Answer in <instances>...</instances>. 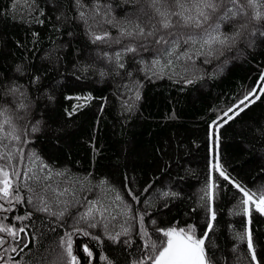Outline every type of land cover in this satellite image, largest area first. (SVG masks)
<instances>
[{"label":"trees","instance_id":"16d2710c","mask_svg":"<svg viewBox=\"0 0 264 264\" xmlns=\"http://www.w3.org/2000/svg\"><path fill=\"white\" fill-rule=\"evenodd\" d=\"M81 3L83 7L76 0H0V110H9L20 135L19 143L10 136L0 143V155H13L21 173L32 167L41 176L51 175L46 181L51 187L40 192L47 212L37 211L40 202L23 180V202L8 212L0 210V221L10 227L27 225L32 239L22 252L0 249L14 257L11 264H56L68 233L80 264H106L103 257L110 264H135L143 254L140 215L153 239H163L158 228L189 225L200 236L209 220L202 189L216 147L210 125L254 88L260 99L219 128L218 153L237 182L250 190L264 189V94L259 93L264 21H253L255 34H246L222 53L198 54L199 45L181 44L179 51H188L191 59L168 67L164 59L154 63L163 46L151 38L121 36L122 28L131 27L128 22L144 23L141 9L150 11L145 0ZM239 22L229 21L222 30L230 33ZM105 33L108 39L94 42L93 34ZM251 36L255 39L249 43ZM128 45L137 51L125 52ZM95 50L102 58L93 56ZM89 96L91 100L84 99ZM4 135L0 131V139ZM219 182L225 190L216 199L217 219L206 246L215 264H252L246 243L234 235L246 224L244 216L233 214L236 190ZM90 208L94 221L86 215ZM61 211L64 215H57ZM26 213L30 219H16ZM91 222L97 227H89ZM124 228H130L129 235H123ZM253 228L258 258L264 257V217L255 212ZM117 233L114 242L109 237ZM84 246L93 252L91 258Z\"/></svg>","mask_w":264,"mask_h":264},{"label":"snow or ice","instance_id":"6c2138e0","mask_svg":"<svg viewBox=\"0 0 264 264\" xmlns=\"http://www.w3.org/2000/svg\"><path fill=\"white\" fill-rule=\"evenodd\" d=\"M76 2L80 7H83L81 0H76ZM145 4L150 11L141 9L143 16L146 18L144 23L128 22L131 27L122 28L121 36L143 38L144 40L151 38L155 45L163 46L156 50L157 58L154 63L159 65L161 59H164L168 67H172L176 60L191 59L188 51L182 53L179 51L181 44L199 45L198 54H205V52L207 55H213L217 52L222 53L224 49L231 48L234 43L244 38L246 34H255L256 29L251 27L253 21L257 23L264 21V0H145ZM249 8L253 9L251 14L248 12ZM80 16L87 22L83 11H81ZM238 19L240 22L232 25L233 31L229 33L222 30V26L225 23ZM261 34L264 35V31ZM106 39H108L107 33L103 36L93 34L94 42ZM136 51L137 48L132 45H128L125 48L127 53ZM172 57H175V60L171 59ZM119 58L120 53H117L116 59L119 60ZM119 67H123V64H119ZM259 81L264 85V74L260 75ZM192 82L191 80L187 81V83ZM259 93L264 94V86H259ZM252 97H255V99H252ZM84 99L91 100V97H85ZM137 99H139V94H137ZM258 99H260V95L257 94L256 89L250 90L237 104L227 108L210 125V128L213 129L210 134V140L214 139L217 153L213 157L214 162L211 164L209 176L201 195L202 207L206 208L209 213L206 230L200 236H197L196 228L191 225L187 228L161 227L156 229V231L160 233L163 239H153L144 228V216L140 215L138 218L140 235L144 241L140 251L143 254L135 261V264H215L213 254L209 251V247L206 246V242L210 245L209 233L213 231L214 222L217 219L216 199L220 192L225 190V185L219 182L220 179L227 182V185H231V189L236 190L232 193V196L233 199L238 201V205L233 209V214L246 218V224L242 222L244 225L243 230L235 233V238L242 243H246L247 253L250 254L252 264H264V257L258 258L253 228V212L264 217V189L250 190L237 182L219 162L218 153L219 128L233 120ZM78 107H81V105H78ZM8 111L6 108L0 110V117L4 118L3 123H0V131L5 132L3 139H0V143L7 140L9 136L13 141L19 143L20 135L12 120L8 117ZM36 130L38 129L33 128V131ZM18 155L21 157L20 161H18L20 163L23 161V154L19 150ZM33 158H35V154H33ZM13 159L14 156L8 153L0 155V161H4V163L0 164V201L4 202L0 203V210L8 212L12 209L14 203L20 204L23 202L22 197L19 195L21 191L19 182L23 180L25 181L24 187L28 191L35 193L40 202L37 204V211L47 212L48 205L44 201L43 196L40 195V192L51 187V185L46 184V181L51 179V175L45 174L41 176L32 167H28L26 171L21 173L17 170L16 165L12 163ZM43 167L47 168L46 165ZM214 174H218V178ZM57 175H60V173H57ZM14 179L16 182H14ZM231 189H228V192H231ZM64 191L66 192L67 189ZM144 191H147V188ZM60 194L63 195V193ZM128 195L139 202V196L131 190H129ZM164 195L167 196L168 193H164ZM116 199L121 200V197L117 195ZM27 202L32 204L33 200L29 198ZM125 207L127 212H131L130 205H125ZM92 213L93 209L90 208L86 215L94 221L95 217ZM57 215L63 216L64 211ZM30 218L31 214L26 213L16 219L23 221ZM131 218H135V216ZM152 223L155 224V221L153 220ZM89 227L95 228L97 223L91 222ZM26 229L27 225L19 228L10 227L0 221V234H3L0 236V249L3 250V253H17L18 249L22 252L28 248L32 239L28 237ZM130 231V228H124L123 235H129ZM20 234H24V236L22 237ZM83 234L85 236L89 235L86 231ZM120 235L121 233H117L109 238L115 242ZM92 238L98 239L96 236ZM22 239L25 242L21 246ZM126 243L130 244L131 241H126ZM6 244L9 247L5 248ZM60 247L63 248V253L58 256L56 264H80L77 255L73 254V241L70 233L66 234V238H62ZM83 251L89 258L93 256V252L88 246H84ZM102 259L106 261V264H110L107 257ZM13 260L14 257L11 255L0 254V261L4 262V264H11Z\"/></svg>","mask_w":264,"mask_h":264},{"label":"rangeland","instance_id":"374dc122","mask_svg":"<svg viewBox=\"0 0 264 264\" xmlns=\"http://www.w3.org/2000/svg\"><path fill=\"white\" fill-rule=\"evenodd\" d=\"M95 29V28H94ZM254 39H255V36H251L250 37V39H249V43H251L252 41H254ZM248 48H250V46L248 45ZM104 54H100L99 53V51H97V50H95L94 51V53H93V56H95L96 58H99V57H101L102 58V56H103ZM240 57L241 56H244V54H238ZM239 56H237V58L239 57ZM107 64V61H103V65H106ZM262 86H264V85H262ZM11 90V89H10ZM252 90V89H251ZM211 134V133H210ZM210 138V137H209ZM211 142H214L215 143V141H214V139H211L210 140ZM216 152H217V147H215V149H214V156L216 155ZM214 162V161H213Z\"/></svg>","mask_w":264,"mask_h":264}]
</instances>
